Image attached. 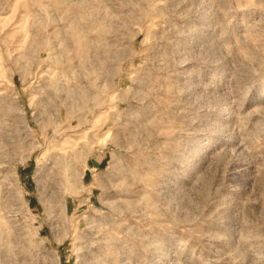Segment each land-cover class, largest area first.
<instances>
[{
	"label": "rangeland",
	"instance_id": "374dc122",
	"mask_svg": "<svg viewBox=\"0 0 264 264\" xmlns=\"http://www.w3.org/2000/svg\"><path fill=\"white\" fill-rule=\"evenodd\" d=\"M0 264H264V0H0Z\"/></svg>",
	"mask_w": 264,
	"mask_h": 264
},
{
	"label": "crops",
	"instance_id": "0c3cea01",
	"mask_svg": "<svg viewBox=\"0 0 264 264\" xmlns=\"http://www.w3.org/2000/svg\"><path fill=\"white\" fill-rule=\"evenodd\" d=\"M100 162L101 161H97V163L95 164V163H93V161H91V163H89V167H88V169H96V167H98L99 166V164H100Z\"/></svg>",
	"mask_w": 264,
	"mask_h": 264
}]
</instances>
